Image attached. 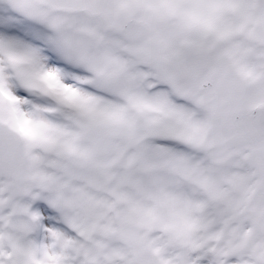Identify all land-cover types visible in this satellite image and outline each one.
I'll use <instances>...</instances> for the list:
<instances>
[{
    "label": "snow or ice",
    "instance_id": "6c2138e0",
    "mask_svg": "<svg viewBox=\"0 0 264 264\" xmlns=\"http://www.w3.org/2000/svg\"><path fill=\"white\" fill-rule=\"evenodd\" d=\"M0 264H264V0H0Z\"/></svg>",
    "mask_w": 264,
    "mask_h": 264
}]
</instances>
